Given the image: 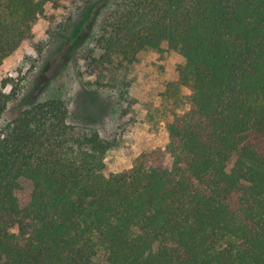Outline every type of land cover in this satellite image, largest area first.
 <instances>
[{
    "label": "trees",
    "instance_id": "trees-1",
    "mask_svg": "<svg viewBox=\"0 0 264 264\" xmlns=\"http://www.w3.org/2000/svg\"><path fill=\"white\" fill-rule=\"evenodd\" d=\"M54 1L0 0V63ZM102 6L87 60L132 63L166 42L186 106L160 120L163 146L108 175L112 143L76 133L60 97L1 123L0 264H264V0Z\"/></svg>",
    "mask_w": 264,
    "mask_h": 264
},
{
    "label": "rangeland",
    "instance_id": "rangeland-1",
    "mask_svg": "<svg viewBox=\"0 0 264 264\" xmlns=\"http://www.w3.org/2000/svg\"><path fill=\"white\" fill-rule=\"evenodd\" d=\"M94 3L86 17L85 7ZM105 0H56L47 3L30 35L0 63L3 89L12 97L0 118L11 120L21 109L52 97L64 100L67 123L76 133L97 131L112 143L104 173L131 165L142 151L166 143L164 121L169 111L185 107L184 87H175L182 56L167 49L145 50L132 63L113 57L102 64L87 60L91 36L107 7ZM100 10V11H99ZM83 20L82 23H80ZM169 88L168 94H163ZM235 155L227 163L233 164ZM25 190L31 183L22 178Z\"/></svg>",
    "mask_w": 264,
    "mask_h": 264
},
{
    "label": "crops",
    "instance_id": "crops-1",
    "mask_svg": "<svg viewBox=\"0 0 264 264\" xmlns=\"http://www.w3.org/2000/svg\"><path fill=\"white\" fill-rule=\"evenodd\" d=\"M183 60V57L181 58V61ZM177 78V77H176Z\"/></svg>",
    "mask_w": 264,
    "mask_h": 264
}]
</instances>
